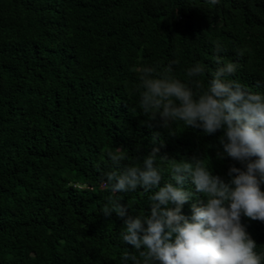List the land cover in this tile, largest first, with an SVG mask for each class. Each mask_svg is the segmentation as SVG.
I'll use <instances>...</instances> for the list:
<instances>
[{"label": "trees", "instance_id": "1", "mask_svg": "<svg viewBox=\"0 0 264 264\" xmlns=\"http://www.w3.org/2000/svg\"><path fill=\"white\" fill-rule=\"evenodd\" d=\"M215 41L238 65L226 79L264 94V0H0V264H132L125 251L139 258L122 242L123 220L101 209L116 195L129 215L150 214L155 189H105L109 150L125 152L121 168L143 167L159 147L161 186L172 160L204 158L225 181L233 165L244 167L218 158L223 130L165 128L139 108L145 66L163 72L178 60L169 75L207 88ZM197 63L204 74L189 78ZM184 188L193 196L182 213L191 217L205 198L190 179ZM241 222L264 257V222Z\"/></svg>", "mask_w": 264, "mask_h": 264}, {"label": "clouds", "instance_id": "2", "mask_svg": "<svg viewBox=\"0 0 264 264\" xmlns=\"http://www.w3.org/2000/svg\"><path fill=\"white\" fill-rule=\"evenodd\" d=\"M215 5L219 0H209ZM213 62L217 65L207 88L198 79L183 83L169 75L173 60L161 72L145 66L139 75V108L149 120L159 115L162 126L171 129L182 122L185 128L201 129L220 137L225 156L244 165H233L225 181L205 165L204 158L170 162V179L164 178L156 166L159 147L144 157L143 167L125 166L126 154L120 148L107 152L113 169L105 174L103 187L111 193H130L142 188L155 191L149 196L150 214L129 215L130 204L109 196L101 211L105 217L113 213L123 220L122 242L139 254L125 251L121 259L132 264H264L256 251L257 242L241 222L242 216L264 222V94L250 91L239 80H230L237 72L236 62H225V51L215 41ZM244 50L237 53L243 57ZM200 63L187 71L189 78L202 76ZM174 134V132L172 133ZM156 137H153L155 142ZM168 159L167 156H159ZM195 192L205 199L191 205L192 215L182 213L193 193L185 190L188 180ZM163 206V207H162Z\"/></svg>", "mask_w": 264, "mask_h": 264}]
</instances>
